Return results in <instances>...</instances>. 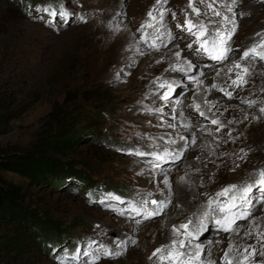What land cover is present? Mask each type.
<instances>
[{"label":"rangeland","instance_id":"1","mask_svg":"<svg viewBox=\"0 0 264 264\" xmlns=\"http://www.w3.org/2000/svg\"><path fill=\"white\" fill-rule=\"evenodd\" d=\"M32 1L41 2L26 0L27 6H24L23 0H0V173L20 193L18 206L12 211L33 224L34 231L41 230L45 223L55 224L52 226L57 230L59 227L65 236L73 239L67 249L69 253L76 247L81 248L79 264H86L89 259L83 256V250L94 251L101 243L114 249V242L128 237L136 238L137 244H129L119 257H101L97 264H156L148 256L154 248L167 242L172 224L183 221L197 209L205 199L202 194H213L228 183L239 184L248 179L253 169L264 167V116L259 112L264 106V62L257 60L249 65V84L243 90L234 91L231 99L211 88L204 95L197 93L194 97L196 87L182 74L165 73L166 78L182 83L173 98L164 104L158 99L159 94L149 93L150 81L175 60L169 53L177 50V44L183 49L194 40L175 28L176 23L183 21L180 9L186 8V0H169L166 5L177 13L176 20L170 13L167 17L176 40L158 52H147L142 47L141 51H146L143 56L134 42L139 36L135 29L146 19L154 0H67L72 12L88 14L87 22L70 18L64 25L56 17L55 23L60 24L58 31L44 19L37 18L46 19L47 14L37 13ZM234 10L244 15L237 17L239 27L231 41L234 54L230 59L212 63L204 56L189 57L200 65L196 72H204L200 77L204 80L202 88L213 82L223 85L228 75L226 69L238 58L239 50L250 44L253 33L264 30V0H238ZM109 21L112 29L108 27ZM117 25L118 31L114 30ZM184 55L186 52H182ZM161 56L165 59L155 63ZM117 72L123 73L118 82L114 80ZM211 94L216 99L211 100L209 113L210 106L204 105L203 100ZM194 98L201 103L208 119L189 107ZM249 99L256 104L249 107L244 103ZM145 107H163V113H149L144 111ZM173 107L190 116L195 128L184 132L181 118L177 115L173 120ZM161 115L163 120L158 119ZM213 116L226 127L209 135L207 130L217 127L210 123ZM200 119H204L201 123L204 128L193 122ZM229 120L233 121L230 125ZM167 122L176 123L177 129H168ZM161 123L165 127H158ZM135 132L152 136L171 133L178 144L187 143L179 159L161 163V167L168 170L172 185L171 203L160 215L147 220L129 217L127 213L121 216L117 211L126 208L127 201L136 200L138 192L153 191L155 198H165L156 191L162 176L154 169L151 158L118 151L133 143ZM177 132L184 135L186 141H180ZM69 138L74 141L66 142ZM60 142L65 144L52 148L54 143ZM241 148L247 156L237 160V155H244ZM19 159H29L31 169H25L17 162ZM1 164H5L4 167ZM61 164L70 165L71 173L69 169L64 170L71 176L58 170ZM235 164L239 167L229 171ZM51 166L56 167L58 174L50 182L39 181L41 174L30 176L36 171L46 173ZM17 167L24 170L15 169ZM181 176H185L186 182L179 180ZM83 181L89 183L90 190L83 188ZM107 192L121 196L125 203L111 199L99 203ZM94 194L100 198H93ZM256 194L254 190V201ZM253 209L256 220L264 223V204L254 202ZM13 213L4 211L0 215V240L3 235L17 238L23 233L22 250L1 251L0 264H58L46 250L44 239L39 238L40 231L37 230L33 238L27 226L12 217ZM137 219L141 220L140 224L135 223ZM238 224L241 232L248 226L243 220ZM217 232L215 226L209 224L198 237L206 246L212 242L202 253L205 259L209 254L213 259L223 254L227 236ZM90 239L96 243L89 248ZM235 239L239 243L241 237ZM243 239L253 242L247 237ZM59 251L56 248L55 254ZM256 259L264 260L258 255Z\"/></svg>","mask_w":264,"mask_h":264},{"label":"snow or ice","instance_id":"2","mask_svg":"<svg viewBox=\"0 0 264 264\" xmlns=\"http://www.w3.org/2000/svg\"><path fill=\"white\" fill-rule=\"evenodd\" d=\"M72 2H76V0H72ZM168 3L169 0H154L146 12V19L135 29L139 36L134 42L141 56L145 55L146 51L158 52L161 48L166 49L169 43L176 40V34L170 30V26L167 24V17L170 13L171 18L176 20L177 13L166 7ZM237 6L238 0H186V8L180 9L183 14V21L182 23H176L175 28L185 33L187 37L194 38V40L186 44L183 49L177 44V50L172 52L175 60L170 61L168 67L160 75L153 77L150 81L152 87L149 88V93L154 96L159 94L158 99L164 104H167L173 98L177 87L182 81L175 78H166L164 74L168 72L182 74L191 85L195 86L196 93L193 94L194 97L197 93L204 95L211 88L218 90L225 97L231 99L234 91L237 89L243 90L250 82L251 68L249 65L254 64L257 60L264 62V30L253 33L250 44L239 50L238 58L233 59L227 67V80L221 86L213 82L207 87H203V91H201L204 80L200 77L204 76V72L199 71L197 73L196 70L200 67L199 63L189 59L190 56H204L218 63L230 59L234 54L231 41L239 27L237 17L242 18L244 15L243 12L237 13L234 10ZM35 11L47 14L46 19L43 16L37 18L44 19L47 25L57 31L60 24L55 23L56 17H59L60 23L64 25L69 23L70 18H74L78 22H87L88 18L86 12H72L67 7V0H41L40 3L35 5ZM108 27L113 28L111 21H109ZM114 30L118 31L119 26L117 25ZM142 47L146 51H141ZM182 52H186V55L182 56ZM164 59L165 57L161 56L155 63L158 64ZM122 74L117 72L114 80L120 81ZM216 75L219 76L220 73L217 72ZM230 88L232 90H229ZM137 103H143V101H137ZM176 103L181 102L176 101ZM244 103L252 107L256 104V101L249 99L245 100ZM203 104L210 106L207 109V112L210 113L212 101L204 99ZM189 107L195 113H198L200 117L208 119L201 103H198L195 98ZM144 111L162 114L163 107H145ZM172 112L173 120L177 118V115L181 118L180 126L184 132L195 127L191 124V117L186 116L183 111L177 112L176 108L173 107ZM259 112L264 116V106L259 108ZM247 118V115H245L244 119L247 120ZM158 119L163 120V115L159 116ZM253 119H257V117H253ZM210 123L217 127L212 130L206 129L209 135H212L213 131L219 132L221 128L226 127L221 120L214 116L211 118ZM231 123L233 121L229 120L228 124ZM158 127H165V124L161 123ZM166 127L176 130L177 124L167 122ZM200 127L204 128V125L201 124ZM176 135H178L180 141H186L184 135L179 132ZM133 136L135 137L133 143L126 145L123 149H118V151H124L138 158H151L154 169L162 176V179L157 182L156 191L165 198H155L153 191L138 192L136 200L127 201V207L118 208L117 211L121 216L127 213L129 217L139 216L147 220L160 215L171 203L172 185L168 170L161 167V163L179 159L187 147V143L178 144L177 139L171 133L152 136L148 133L135 132ZM229 139H232V137L229 136ZM195 141L196 138L193 134L192 142L195 143ZM240 152L244 155H237L236 159H245L247 156L245 150L241 148ZM238 167L239 164H235V167L230 168L229 171H235V168ZM196 171H199V169H196ZM149 174L151 175V173ZM202 179L201 177V181ZM179 180L182 183L186 182L185 176L179 177ZM254 190L257 193L255 201L253 200ZM166 193L167 195H165ZM91 195L89 193L90 197ZM202 195H205V199L200 202L197 209L192 211L183 221L171 225L167 242L154 248L148 259L155 260L156 264H264V260L256 259L257 255L264 258V223L258 222L253 215L254 202L264 204V167L253 169L248 179L239 184L228 183L213 194ZM105 199H111L120 204L125 203L121 196L115 195L113 192H107L101 197L99 203L104 204ZM105 206L109 207L110 205ZM242 220L247 221L248 226L241 232L238 221ZM135 223L140 224L141 220L137 219ZM209 224L214 225L218 232L227 236L226 247L218 259H213L210 254L205 259L202 253L207 250V247L211 246L212 242L206 246L198 240V237L208 229ZM237 236L241 237L239 243L235 239ZM243 237H247L253 242L248 243ZM137 242V239L132 237L120 239L114 242V249L101 243L94 251L83 250V256L89 257L86 264H97L101 257L116 258L123 255L129 244L136 245ZM95 243V240L90 239L87 241L89 248ZM215 243H220V241ZM52 251L56 252V248L53 247ZM81 251L80 247H76L73 252L69 253L65 248L63 249V256L57 255L54 259L58 261V264H79Z\"/></svg>","mask_w":264,"mask_h":264},{"label":"trees","instance_id":"3","mask_svg":"<svg viewBox=\"0 0 264 264\" xmlns=\"http://www.w3.org/2000/svg\"><path fill=\"white\" fill-rule=\"evenodd\" d=\"M26 0H23V4L24 6H27L25 4ZM32 4L34 5L35 7V2L33 3L32 1ZM94 131V130H93ZM93 134H95L94 132H92ZM74 141L73 139L70 140L69 138V141H66L68 143ZM65 144V142H60V143H54V145H52V148L54 147H62L63 145ZM16 162V160H15ZM18 163H21L22 165H24V168L25 169H31V163H28L29 162V159H19L17 160ZM2 165V164H1ZM5 165V164H4ZM4 165H2V167H4ZM66 166L64 167L63 164H61L60 166H57L59 169L58 170H61L60 172L64 175L66 174V176L72 172V168L70 167L69 164H65ZM54 167V168H53ZM69 169L70 173H66V171L64 169ZM15 169H18L20 171H22L23 168H15ZM49 169L51 170H47L46 173H42V172H39V171H36L35 174L33 175H30L32 178L35 177V175L37 174L39 176V174H41V178L42 180H40L41 178H39V181H42L43 183H46V182H50L51 180L55 179V177L57 176V172L58 170L56 169L55 166H51L49 167ZM24 170V169H23ZM33 170V168H32ZM63 175H61L60 178L63 177ZM47 176V177H46ZM71 176V175H70ZM58 178V177H57ZM63 180H64V177H63ZM82 185L83 188L85 189H91L90 185L88 182L86 181H83L82 182ZM98 188L99 189V192H102V186H99ZM84 189V190H85ZM83 190V189H82ZM92 191H95V190H92ZM93 193V192H92ZM91 193V194H92ZM19 190H17L15 187H12L11 185H9L6 180L4 179V177L2 176V174L0 173V215L2 212L4 211H7L11 214V212L13 213L12 210L13 207H17L18 206V203L19 201L18 198L20 197L19 196ZM93 198H100V196L98 194H94L92 196ZM11 208V210H10ZM13 218L15 217V219H18V221H20L21 223L25 224L28 228V231L32 234V237L34 238L36 235H37V230L40 231V236L39 238L40 239H44V246H46V250L49 252L50 256H57V255H63V249H67L68 247H70V244L73 242L69 236H65L62 232H61V229L58 227V230L57 228L54 229V227L52 225H55L53 223L49 224V223H45L43 226H41V230L40 228H37L36 231H34V227H33V224H31L30 222L27 221V219L24 218V216L21 215L18 216L17 213H13ZM57 226V225H56ZM62 227V226H61ZM51 229H54V230H57L55 233H54V230H51ZM21 234L23 233H20L19 236H17V238H11L7 235H3L1 240H0V252L1 251H5V252H10V250H16V251H19V250H22V245H21ZM37 239V237H36ZM75 242V241H74ZM55 247V248H58L60 251L58 254H55V252L53 253L52 251V248Z\"/></svg>","mask_w":264,"mask_h":264},{"label":"bare ground","instance_id":"4","mask_svg":"<svg viewBox=\"0 0 264 264\" xmlns=\"http://www.w3.org/2000/svg\"><path fill=\"white\" fill-rule=\"evenodd\" d=\"M169 54H172V53H169ZM172 56V55H171ZM208 62H212V63H215V61H211V60H209ZM204 63H206V62H204ZM217 65V64H216ZM218 67V66H217ZM258 69V68H257ZM217 78V77H216ZM203 89V88H202ZM199 94V93H198ZM208 94V93H207ZM235 94V93H234ZM199 96V95H198ZM201 96V95H200ZM198 98V97H197ZM206 98V97H205ZM207 99L208 100H212V99H216V97L213 95V94H211V95H208V97H207ZM169 105V104H168ZM191 122H192V118H191ZM193 122H195L196 124H201L202 122H204V119H200V121H196V120H193ZM193 125V124H192ZM193 128H195V127H193ZM179 198V197H178ZM184 198V197H183ZM209 232H211V230L209 231ZM216 232V231H215ZM213 233V232H212ZM218 233V232H217ZM211 234V233H210ZM215 235V234H214ZM216 240V239H215ZM212 241V240H211ZM210 243V242H209ZM218 253L216 252L215 253V255H217ZM203 255V254H202ZM215 259V258H214Z\"/></svg>","mask_w":264,"mask_h":264}]
</instances>
